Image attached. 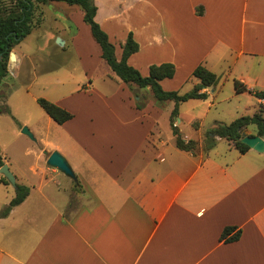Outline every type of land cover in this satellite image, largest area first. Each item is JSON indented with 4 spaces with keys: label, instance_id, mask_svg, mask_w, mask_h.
Instances as JSON below:
<instances>
[{
    "label": "crops",
    "instance_id": "0c3cea01",
    "mask_svg": "<svg viewBox=\"0 0 264 264\" xmlns=\"http://www.w3.org/2000/svg\"><path fill=\"white\" fill-rule=\"evenodd\" d=\"M94 1L95 19L114 43L118 59L132 32L139 50L128 62L142 75L149 74L152 64L175 65L174 76L160 81L165 90H192L200 82L192 74L199 64L220 77L218 85L204 89L206 99L180 104L178 126L184 116L191 125L198 122L194 140L200 139L199 149L176 146L170 123L174 101L160 104L152 96L139 109L140 96L134 98L111 69L100 45L96 42V52L90 53L77 36H70L78 57L89 59L83 63L85 77L108 64L112 71L106 69L103 82L107 87L115 82L116 91L103 100L107 114L88 117L78 116L72 101L75 95L83 98L79 84L68 95L50 99L73 117L58 124L47 114L49 126L66 128L61 143L35 131L43 141L38 164L30 168V183L25 169L15 165L14 170L0 149L17 183L31 188L21 204L0 215V264H264V151L250 147L241 153L224 138L208 152L202 144L206 129L225 122L215 119L208 128L203 124L216 99L228 104L235 100L225 110L233 120L253 115L264 103L254 94L264 91V0ZM14 51V73L34 61V53ZM235 81L247 90L237 92ZM94 87L86 84L89 94ZM225 90L232 94L224 95ZM185 105L191 108L184 111ZM164 115L170 125L165 133L160 124ZM246 129L255 134V126ZM85 137L94 143L86 145ZM54 150L67 158L77 176L73 180L87 198L69 211L68 195L58 179L63 173L45 160V152ZM3 176L0 189L7 195L0 212L14 197L8 189L12 184L3 182ZM228 226L235 227L231 236L241 230L237 240L222 239Z\"/></svg>",
    "mask_w": 264,
    "mask_h": 264
},
{
    "label": "rangeland",
    "instance_id": "374dc122",
    "mask_svg": "<svg viewBox=\"0 0 264 264\" xmlns=\"http://www.w3.org/2000/svg\"><path fill=\"white\" fill-rule=\"evenodd\" d=\"M11 1L13 0H5L9 4ZM78 11H81V13L78 14ZM82 13L83 10L80 6L69 5L65 2L50 1L47 5L40 4L39 10L35 15L36 27L39 28L32 31L31 34L12 50H16L18 53H34V61L28 65L21 66L16 73H14L15 66H13L11 69L13 73H10L0 84V106H4L9 110V112L0 113V149L10 157L14 170H16L15 165H19L25 169L29 183L33 180V174L30 168L38 164L36 157L42 149L43 140L40 137L46 136L52 141L59 143L65 141L64 131L66 128L54 122L52 126H49L46 120L49 116L40 106L37 99L44 97L50 100L66 96L79 84L81 89L80 93L83 94L81 95L83 98H74L77 96L75 95L72 101L75 103L78 116L88 117L91 114H107L108 112L103 105V100L112 97V94L116 91L115 82H110V87H107L103 82L105 79L107 80L105 76L106 69L107 71H112L108 68V64H104L106 66L103 65L101 67L96 66V69L93 70V77H85L83 63L88 62L89 59L84 57L81 60L78 57L77 45L73 44L70 36H77L79 44H84V51H90V53H95L98 45ZM59 39L61 43H57ZM112 73L115 74L114 72ZM89 81L95 85L94 89H91L90 94L88 93L90 90L87 91L86 88V84ZM143 89L147 92H141L137 86H134L132 90L134 98L138 96L137 94L145 97L146 100L153 96L148 92L151 90L150 88ZM225 91L224 95L226 96L232 94V90ZM85 93L87 95H84ZM114 97L119 98L120 96L114 95ZM229 103L231 104H228L227 101L219 103L216 99V107H213L212 111L204 119V126L206 128L212 126L215 119H220L227 123L233 120V117L225 110L229 105H233L235 100L233 99ZM189 108L191 107L185 105L183 109L184 111H188ZM260 110H262L264 115V103H261L255 112H259ZM189 121V117L184 116L180 126H178L176 120L175 124L181 129L180 131L183 136L197 140L198 137H194V131L198 128V122H194L191 125ZM160 124L165 129L164 133L167 130L169 131V118L166 115L161 118ZM251 126L253 127L254 125ZM25 127L30 130L33 137L23 133ZM208 130L209 128L203 132L202 144L204 143ZM244 130L248 131L246 128ZM35 131L40 136L39 138L35 135ZM41 133L44 135H41ZM42 138L44 139V137ZM83 141L88 146L94 143V139L86 137ZM49 154L50 152L45 153L47 156ZM45 160L47 162V159ZM63 174H59L58 179H61L59 182L60 187L68 195L69 205L67 210L69 211L76 208V206L78 207L80 201L83 199L87 202V198L85 197L82 186ZM8 189L12 196H15L16 187L10 185ZM6 195L7 190L0 189V202H2V199H6Z\"/></svg>",
    "mask_w": 264,
    "mask_h": 264
},
{
    "label": "trees",
    "instance_id": "16d2710c",
    "mask_svg": "<svg viewBox=\"0 0 264 264\" xmlns=\"http://www.w3.org/2000/svg\"><path fill=\"white\" fill-rule=\"evenodd\" d=\"M50 1H61L70 5H78L84 12V20L89 24L92 35L102 49V57L107 61L111 69L133 90L134 86L139 88H150L156 101L160 104L166 101H174L175 106L171 112L170 123L176 146L182 150L196 152L199 149V142L194 139L186 140L175 120L179 117L180 104L189 99H206L208 97L205 88L218 85L220 77L204 64H199L193 71V76L200 82L190 91L180 93L176 90H165L160 81L165 78H172L176 72L173 63L152 64L149 74L144 76L141 72L129 64V57L139 50V44L130 32L123 45L121 59L116 57L115 45L111 42L108 33L96 21L97 6L94 0H13L11 3L0 0V84L10 74L9 61L11 52L33 28L36 26L35 15L40 4H47ZM237 92L246 91V86L240 81H235ZM137 94V93H136ZM254 94L259 98H264V91H256ZM139 95V94H137ZM136 101V106L141 109L146 104V98L141 97ZM44 111L58 124H64L73 117V114L58 104L44 98L37 99ZM9 112L8 108L0 106V113ZM250 125L255 126V134L264 136V115L262 110L253 115H243L235 118L231 122H216L206 134L203 143V150L208 152L217 145L218 138H224L234 144L241 152H246L250 147L242 142V131ZM0 153V167L4 164ZM2 181L9 184L8 179L3 176ZM30 186L17 183L16 194L10 202L0 212L1 216H7L17 205L21 204L30 194ZM235 227L228 226L222 232V239L237 240L241 235V230L231 236Z\"/></svg>",
    "mask_w": 264,
    "mask_h": 264
},
{
    "label": "water",
    "instance_id": "95a60500",
    "mask_svg": "<svg viewBox=\"0 0 264 264\" xmlns=\"http://www.w3.org/2000/svg\"><path fill=\"white\" fill-rule=\"evenodd\" d=\"M57 43H61L60 39ZM16 60H17L16 54L14 51H12L10 55V61H9V71H11V69L15 65ZM23 133L28 134L31 137H33V134L30 132V130L27 127L23 129ZM242 142L259 152L264 151V139L260 135H250L247 130H243L242 131ZM47 164L51 167L57 168L59 171L64 173L66 176L74 180H77V176L72 166L70 165L69 161L58 150H54L49 154L47 158ZM0 173L4 175L14 187H17L16 176L11 171L7 163H4L0 167Z\"/></svg>",
    "mask_w": 264,
    "mask_h": 264
}]
</instances>
